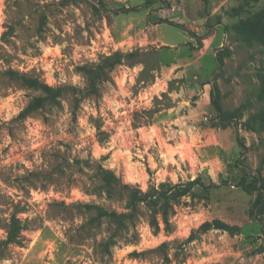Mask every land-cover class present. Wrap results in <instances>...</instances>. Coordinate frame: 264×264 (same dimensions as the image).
<instances>
[{"label": "rangeland", "instance_id": "1", "mask_svg": "<svg viewBox=\"0 0 264 264\" xmlns=\"http://www.w3.org/2000/svg\"><path fill=\"white\" fill-rule=\"evenodd\" d=\"M146 1L0 0V241L13 216L24 225L21 244L0 246V264H264L260 190L241 185L264 184V44L239 30L264 0ZM136 50L87 92L80 66ZM10 69L79 91L20 118L41 91ZM213 90L238 120L221 124ZM100 166L133 189L108 191ZM198 177L216 186L175 197ZM179 183L123 227L95 208L131 211L141 192ZM215 218L241 232L212 228L177 247Z\"/></svg>", "mask_w": 264, "mask_h": 264}, {"label": "trees", "instance_id": "2", "mask_svg": "<svg viewBox=\"0 0 264 264\" xmlns=\"http://www.w3.org/2000/svg\"><path fill=\"white\" fill-rule=\"evenodd\" d=\"M156 0H147L143 5L149 6L154 3ZM137 9V7H127L123 8V11H132ZM240 32L245 36L246 40L249 42L259 41L264 44V9L259 12L254 18H249L243 20L239 25ZM201 38V37H200ZM200 43V42H199ZM139 51H133L129 53H123L120 51L115 52L110 56H105L101 62L95 65H84L80 66L81 71L87 77L88 87L87 92L90 94H98L99 90V82L107 78L108 73L119 63L123 61L125 58L136 57L138 56ZM219 62H222L223 59L218 54ZM11 80H16L22 83L24 86L28 88H32L35 90L41 91V94L35 96L28 105L19 113L20 118H25L29 114L33 113L34 111L39 110L43 107L46 103H56L58 102V98L62 95L65 90H70L72 93H77L79 90L74 86H66V87H54L49 85L48 83L42 81L38 76L28 75L27 73H20L15 70H8L5 72ZM212 104L217 111V117L220 120L223 126L228 125L231 122H234L240 118V113L237 110H224L221 102L220 96L217 90L212 91ZM78 105L75 104L73 110V117H76V107ZM244 145V144H242ZM99 175L100 178L103 180V183L108 191L112 190L116 186L120 189H133V187L128 183H123L120 178L111 170L105 169L102 166L99 167ZM186 187L184 189L175 190L174 195L175 197H180L183 195L188 194L195 186H201L204 189H209L210 187L216 186V184H206L201 178H195L189 180L185 183ZM179 184H174L167 189H164V184L162 185V189H155L153 188L152 191L141 192L142 196L137 200L133 209L127 212H118L116 210H107L99 206H95L98 209L99 216H105L109 220L117 223L118 227H123L126 224L133 223L135 218H138L141 215V210L139 204L148 200L149 198L159 194V195H166L170 193L175 187H178ZM241 185L243 186L244 190L247 192H252L254 190H260V194L254 204V207L257 208V211L262 212L263 207V191L264 188L263 183H259V178L253 177L251 181L248 182L246 178H242ZM173 209L170 207H165L162 211V222L164 224V228L167 231H170L172 228V223L170 220V215L172 214ZM149 216V224L155 227V231L159 230V221L158 216L155 214L148 213ZM212 228L220 229L223 231H227L231 235H236L241 232V227L238 225L229 224L223 220L215 218L213 220L203 222L197 229V231L192 232L189 237L177 246L178 248H184L185 244L188 242L193 241L197 238V234L204 233ZM24 229V225L22 224L20 218L17 216H13L11 218L9 230L7 237L5 240L0 241V246L4 247L11 243L21 244V232ZM168 243L160 244L155 250H161L162 252H166L168 248ZM144 252H133V255H143ZM187 256H183L180 260V263L185 261Z\"/></svg>", "mask_w": 264, "mask_h": 264}]
</instances>
